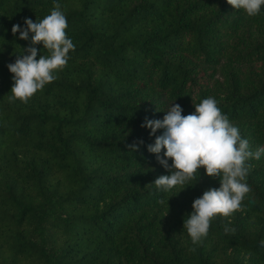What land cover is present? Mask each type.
Returning a JSON list of instances; mask_svg holds the SVG:
<instances>
[{
	"label": "trees",
	"instance_id": "trees-1",
	"mask_svg": "<svg viewBox=\"0 0 264 264\" xmlns=\"http://www.w3.org/2000/svg\"><path fill=\"white\" fill-rule=\"evenodd\" d=\"M57 3L75 50L27 104L9 102L7 65L31 40L12 27ZM208 97L264 146V5L247 17L227 0H0V264H264V154L246 162L241 210L196 245L184 220L219 179L152 184L170 173L141 124Z\"/></svg>",
	"mask_w": 264,
	"mask_h": 264
},
{
	"label": "clouds",
	"instance_id": "clouds-1",
	"mask_svg": "<svg viewBox=\"0 0 264 264\" xmlns=\"http://www.w3.org/2000/svg\"><path fill=\"white\" fill-rule=\"evenodd\" d=\"M227 3L235 10L243 9L247 17H255L264 0H227ZM60 9L61 5L55 4L50 15L39 22L26 18L23 29L19 24L13 25L14 36L19 32V39L27 41L31 33V40L23 54L16 55L15 62L7 65L13 81L9 102L19 100L27 104L35 93L57 79L55 72L67 65L68 54L75 50V45L66 36L68 23ZM37 45H42L47 54H40L37 58ZM194 107L195 112L185 116L181 106L174 103L162 120L146 117L141 127L150 129V135L155 136L148 152L155 154L157 162L170 173L161 175L152 183L157 190L168 193L177 186L183 187L196 179L201 168L205 169L207 177L219 179L220 187L206 190L195 199L192 213L184 220L183 229L196 245L207 236L215 217H228L241 210L245 195L251 191L246 182L251 166L246 162L259 160L264 154V146L250 150L248 140L241 138L239 129L221 112L215 98L203 99ZM158 131L162 134L157 136ZM141 144L142 140L128 147L136 151ZM162 150L163 157L160 155ZM158 202L164 204L165 200ZM224 231L226 234L235 233V229L228 226ZM261 243L264 246V242Z\"/></svg>",
	"mask_w": 264,
	"mask_h": 264
}]
</instances>
